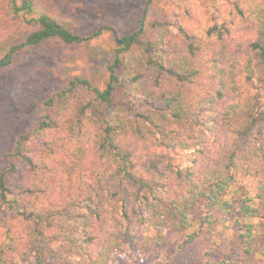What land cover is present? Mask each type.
I'll return each mask as SVG.
<instances>
[{
    "label": "trees",
    "instance_id": "16d2710c",
    "mask_svg": "<svg viewBox=\"0 0 264 264\" xmlns=\"http://www.w3.org/2000/svg\"><path fill=\"white\" fill-rule=\"evenodd\" d=\"M227 3L212 1L224 12L212 23L188 11L172 23L141 19L115 41L103 88L73 78L42 104L0 175L1 201L17 216L0 236V264L31 245L36 264H116L126 242L153 252L173 235L184 251L214 237V214L231 230V246L207 249L203 262L264 264V0ZM59 5L0 0V69L47 42L83 40ZM85 91L92 96L82 100ZM178 152L188 155L182 167L173 163ZM18 163L21 190L7 202L5 176ZM110 196L118 215L106 222L91 206L102 211ZM62 237L68 246L56 247Z\"/></svg>",
    "mask_w": 264,
    "mask_h": 264
},
{
    "label": "rangeland",
    "instance_id": "374dc122",
    "mask_svg": "<svg viewBox=\"0 0 264 264\" xmlns=\"http://www.w3.org/2000/svg\"><path fill=\"white\" fill-rule=\"evenodd\" d=\"M56 1L60 4L58 7L62 14L73 20L74 31L83 40L70 46L61 45L57 41L47 42L16 55L9 68L0 69V175L8 169L6 158L14 149L19 135L41 119L42 104L65 89L68 81L73 78L87 79L97 88H103L115 41L140 28L141 19L166 20L172 23L185 20V13L188 11L196 14L203 23H212L221 21L223 10L228 6V0H152L151 4H148L149 0H71L83 6L75 14L69 9L66 0ZM212 1L223 5V10H212ZM203 10L208 13L205 14ZM5 24L1 17L0 30ZM95 33H99L98 36H94ZM78 96L84 100L91 98L92 93L85 91ZM177 154L172 156L173 163L182 167L187 163V152ZM24 173V163H18L17 174L5 176L6 186L10 190L7 202L20 192ZM245 184L251 192L254 191L251 180H247ZM101 206L102 211L93 206L91 210L95 215L99 214L103 221L109 222L118 215L117 198L105 197ZM79 209L84 210L82 207ZM94 217L96 216L91 215L87 222L93 221ZM214 217V237L205 235L184 251L177 249L175 235L153 252L140 253L135 246L131 248L126 242L124 252L117 255L116 264H205L203 252L207 249L218 246L217 251L224 254L231 246V230H223L226 224L222 225V219L217 214ZM16 220L14 210L7 203H2L0 198L2 238L12 230L11 223L17 225ZM104 225L105 223H101V226L97 224L99 231ZM55 246L67 247L68 244L62 237ZM35 253L36 245L26 246L22 249L21 257H13L7 264H36ZM250 264H261V261L254 259Z\"/></svg>",
    "mask_w": 264,
    "mask_h": 264
}]
</instances>
